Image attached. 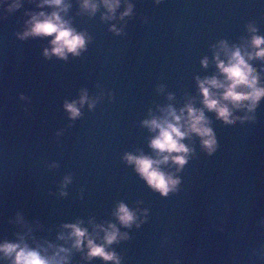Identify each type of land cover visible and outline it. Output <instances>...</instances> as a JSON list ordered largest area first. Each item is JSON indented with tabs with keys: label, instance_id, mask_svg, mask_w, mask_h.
I'll return each instance as SVG.
<instances>
[{
	"label": "water",
	"instance_id": "obj_1",
	"mask_svg": "<svg viewBox=\"0 0 264 264\" xmlns=\"http://www.w3.org/2000/svg\"><path fill=\"white\" fill-rule=\"evenodd\" d=\"M10 2H0V242L70 248L57 239L67 236L62 225L80 221L91 233L112 223L128 237L108 246L120 264H264V98L254 119L234 125L204 110L218 148L210 155L199 137L185 138L193 151L183 168L160 166L180 180L166 197L123 159L156 158V133L142 121L168 105L203 108L196 77L221 78L213 60L220 41L252 51L248 26L264 35V0H120L110 20L101 0L91 15L81 0H65L63 18L90 38L65 60L43 55L51 37L18 38L30 14L53 9L20 0L8 11ZM82 92L95 104L70 119L64 104ZM120 203L136 211L139 227L118 223ZM83 257L72 249L68 264H112Z\"/></svg>",
	"mask_w": 264,
	"mask_h": 264
},
{
	"label": "clouds",
	"instance_id": "obj_2",
	"mask_svg": "<svg viewBox=\"0 0 264 264\" xmlns=\"http://www.w3.org/2000/svg\"><path fill=\"white\" fill-rule=\"evenodd\" d=\"M119 2L120 0H101L108 13L102 19H112V13L119 7ZM156 2L159 3L160 0ZM20 6V0H11L7 10L13 11ZM37 6L41 8L46 6L53 10L49 13L40 11L30 14V18L25 21V30L18 34V38L23 40L28 37H51L48 41L50 47L43 50L46 58L55 56L65 60L69 54L79 56L86 49L90 38L86 33L78 32L63 18L62 13H66L69 8L65 0H41ZM80 7L91 15L97 10V3L95 0H81ZM131 12L132 5L129 4L120 17L129 16ZM110 31L119 34L120 30L113 25ZM248 31L252 34L250 41L252 51L240 46L229 48L225 41H220L219 50L214 52L213 60L221 78L216 75L204 79L196 77L203 108H196L191 102L178 110L168 105L160 110L161 116H153L142 121L143 126L156 133L149 141V147L155 152L156 158L143 154H124V161L133 165L134 171L145 184L162 197H166L169 192H175L180 180L172 173L163 171L160 166L171 162L176 165L177 172L183 168L193 151L182 142L185 138L192 134L199 137L201 146L210 155L218 148V140L210 127V121L205 116V109L214 112L217 119L227 125L254 119V116L249 114L255 112L259 102L264 98V84L261 83L264 67L258 72L252 61H264V35L258 34L259 29L254 25H249ZM221 55L224 56L223 59ZM207 64L208 59L205 57L201 60V65L206 67ZM85 103L89 109L95 104V101L89 100L86 92L81 93L79 100L65 102L64 109L69 118H79L80 108ZM240 109L246 110L245 115L235 114V110ZM68 182V178L65 177L64 184ZM61 195L64 193L61 192ZM114 215L118 223L125 228L133 224L139 227L136 211L130 210L123 203L118 204ZM81 224L82 222L77 221L62 225L67 230V236L62 233L57 239L70 240V248L51 243H47L46 247L41 245L31 247L23 237H20L15 242L8 240L0 242V259H10V264H68L71 250L75 249L84 252L85 260L98 257L102 261L120 264V257L114 251L108 250V246L127 239V233H121L112 223L107 227L102 224L95 225L93 231L89 233ZM99 233L103 235L100 236Z\"/></svg>",
	"mask_w": 264,
	"mask_h": 264
}]
</instances>
